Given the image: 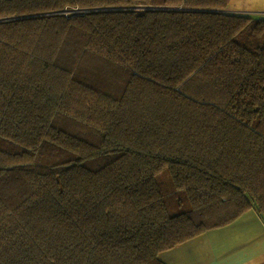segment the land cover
I'll return each mask as SVG.
<instances>
[{
  "label": "trees",
  "instance_id": "16d2710c",
  "mask_svg": "<svg viewBox=\"0 0 264 264\" xmlns=\"http://www.w3.org/2000/svg\"><path fill=\"white\" fill-rule=\"evenodd\" d=\"M230 1L0 0V264L264 222V19Z\"/></svg>",
  "mask_w": 264,
  "mask_h": 264
},
{
  "label": "crops",
  "instance_id": "0c3cea01",
  "mask_svg": "<svg viewBox=\"0 0 264 264\" xmlns=\"http://www.w3.org/2000/svg\"><path fill=\"white\" fill-rule=\"evenodd\" d=\"M233 13L264 19V0H231ZM164 264H264V222L249 209L236 220L163 251Z\"/></svg>",
  "mask_w": 264,
  "mask_h": 264
},
{
  "label": "rangeland",
  "instance_id": "374dc122",
  "mask_svg": "<svg viewBox=\"0 0 264 264\" xmlns=\"http://www.w3.org/2000/svg\"><path fill=\"white\" fill-rule=\"evenodd\" d=\"M252 18H256V16L253 15Z\"/></svg>",
  "mask_w": 264,
  "mask_h": 264
}]
</instances>
